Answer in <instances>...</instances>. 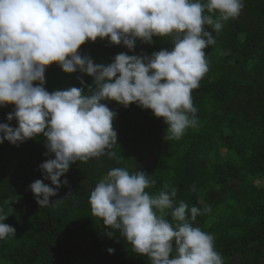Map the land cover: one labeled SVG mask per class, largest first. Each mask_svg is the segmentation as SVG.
I'll list each match as a JSON object with an SVG mask.
<instances>
[{"label": "clouds", "instance_id": "1", "mask_svg": "<svg viewBox=\"0 0 264 264\" xmlns=\"http://www.w3.org/2000/svg\"><path fill=\"white\" fill-rule=\"evenodd\" d=\"M243 7V0H0V107L13 105L7 120L18 123H0V144L46 139L54 158L40 169L55 187L39 179L30 185L38 205L63 202L52 204L50 198L72 164L111 155L117 113L106 101L151 110L168 125L169 140L194 126L192 91L209 70L205 49L215 44L206 26L220 32ZM153 37H171L173 47L151 56L120 53L108 65L79 51L98 38L134 50L138 40L152 44ZM53 64L67 74L93 77L94 89L49 92L45 73ZM153 183L144 171L110 169L90 192L92 216L111 230L109 238L118 231L150 264H224L214 236L194 226L211 208L189 209L183 200L177 205V189L168 182L150 194ZM7 219L0 209V240L16 235Z\"/></svg>", "mask_w": 264, "mask_h": 264}, {"label": "trees", "instance_id": "2", "mask_svg": "<svg viewBox=\"0 0 264 264\" xmlns=\"http://www.w3.org/2000/svg\"><path fill=\"white\" fill-rule=\"evenodd\" d=\"M243 4L220 32L206 26L215 44L205 49L209 70L192 91L196 124L180 139H167L168 125L151 110L106 101L117 113L111 155L72 164L58 195L50 198L52 204L63 202L48 207H40L30 189L38 179L55 187L40 169L54 158L43 135L0 144V209L8 215L5 223L16 229V235L0 240V264H150L118 231L109 238L111 230L91 214L90 192L118 167L151 176L150 194L168 182L177 189V205L183 200L189 209L209 206L211 212L198 216L194 226L214 236L224 264H264V0ZM171 40H138L129 50L98 38L79 51L108 65L120 53L151 56L171 50ZM45 80L49 92L95 87L93 77L67 74L58 64L46 69ZM13 111V105L0 107V123L17 127L16 120H7Z\"/></svg>", "mask_w": 264, "mask_h": 264}]
</instances>
